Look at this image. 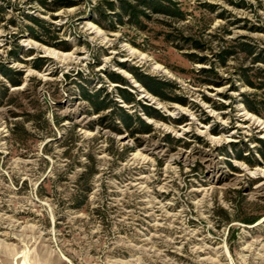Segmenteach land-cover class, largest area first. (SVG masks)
Instances as JSON below:
<instances>
[{
	"label": "rangeland",
	"instance_id": "374dc122",
	"mask_svg": "<svg viewBox=\"0 0 264 264\" xmlns=\"http://www.w3.org/2000/svg\"><path fill=\"white\" fill-rule=\"evenodd\" d=\"M3 65L0 264H264V0H0Z\"/></svg>",
	"mask_w": 264,
	"mask_h": 264
},
{
	"label": "trees",
	"instance_id": "16d2710c",
	"mask_svg": "<svg viewBox=\"0 0 264 264\" xmlns=\"http://www.w3.org/2000/svg\"><path fill=\"white\" fill-rule=\"evenodd\" d=\"M150 3L151 2H147V5L151 6L152 3L151 4ZM154 3L156 5L158 3V1H154ZM159 3H160V1H159ZM69 4L70 3H65L63 5H69ZM162 7H163L162 10L170 11V10H168V6H166V7L162 6ZM120 8L125 13H128V14L132 13V11L134 10L133 6H130L129 4H126V5L121 4ZM33 20H36V19H33ZM0 71L2 72V74L6 78H8L9 82L12 85H18L20 83L19 79L17 77H15V75L18 73H16L15 70H13L12 68L3 65L0 67ZM138 79L152 93H154L156 95H160L159 92L152 87V85L159 84L160 81H158L157 79L150 77V76H139ZM3 89H4V91H7L6 87H3ZM87 97H93L94 100H92V105L94 107V111L98 112V111L107 107V103L105 102V100L99 99V97L96 93H92L90 95H87ZM124 99L128 100L125 97H124ZM114 109L118 113V117H119L118 119L120 120L117 123H120L121 125H123L127 129H129L131 131V133H133L132 125L135 123L138 124V126L142 127L141 131L149 132L151 130V126L149 124H147L139 116H136L135 114H131L128 111H126L122 106L116 105ZM105 116H101V118H104ZM117 123L114 122V123L108 124V127L112 128L115 131H120L121 128L119 127V125ZM93 172L94 171L92 168L87 167V166L83 167V170L80 173V178H81L80 183H81L82 188H84L87 176Z\"/></svg>",
	"mask_w": 264,
	"mask_h": 264
}]
</instances>
